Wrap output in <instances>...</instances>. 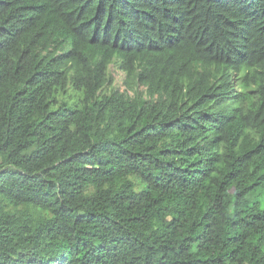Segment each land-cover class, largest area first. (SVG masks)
I'll list each match as a JSON object with an SVG mask.
<instances>
[{
  "label": "trees",
  "instance_id": "16d2710c",
  "mask_svg": "<svg viewBox=\"0 0 264 264\" xmlns=\"http://www.w3.org/2000/svg\"><path fill=\"white\" fill-rule=\"evenodd\" d=\"M261 199L264 0H0V264H264Z\"/></svg>",
  "mask_w": 264,
  "mask_h": 264
},
{
  "label": "rangeland",
  "instance_id": "374dc122",
  "mask_svg": "<svg viewBox=\"0 0 264 264\" xmlns=\"http://www.w3.org/2000/svg\"><path fill=\"white\" fill-rule=\"evenodd\" d=\"M115 75V86L121 90H126V86L124 83L125 75L122 72H114ZM261 206L264 207V200L261 199Z\"/></svg>",
  "mask_w": 264,
  "mask_h": 264
}]
</instances>
